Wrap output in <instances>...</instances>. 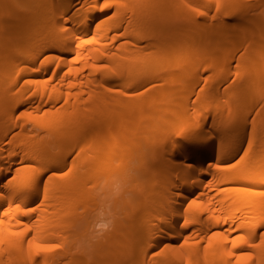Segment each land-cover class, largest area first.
I'll return each instance as SVG.
<instances>
[{"label": "bare ground", "instance_id": "obj_1", "mask_svg": "<svg viewBox=\"0 0 264 264\" xmlns=\"http://www.w3.org/2000/svg\"><path fill=\"white\" fill-rule=\"evenodd\" d=\"M137 263L264 264V0H0V264Z\"/></svg>", "mask_w": 264, "mask_h": 264}, {"label": "rangeland", "instance_id": "obj_2", "mask_svg": "<svg viewBox=\"0 0 264 264\" xmlns=\"http://www.w3.org/2000/svg\"><path fill=\"white\" fill-rule=\"evenodd\" d=\"M225 75L226 74L224 73V74H220V76H219L220 78H225L224 81H223L224 82L223 86L227 85L231 81V77L230 76L225 77ZM227 78H228V80L226 81ZM203 84H204L203 77H192L191 79L186 80L182 86L178 87L177 92L175 93L176 97L173 96V99H174V101L176 100V102L174 103V101L171 100V101H173L174 104L172 105L170 103V105L168 104L167 107L169 108V106H170V108H173L179 114H183V113H185L187 111H192L193 110V108H191L192 105H193L192 102H193L194 99L196 100V96L198 95L197 91H199V89L202 87ZM261 89H262V87L254 88V90H261ZM165 91H167V90H165ZM167 92L169 93V91H167ZM189 92H191V93L189 94ZM251 92H253V91H251ZM187 94H189V97H188ZM260 106H261V104H258L256 106L255 110L258 109ZM166 115H167V113L164 114V116H166ZM169 116H172V115L168 114V117L167 116L166 117L167 118H171ZM256 117L257 116H255V115H250L247 118H243V119L239 118L241 120L240 121V126H241L242 130H245L246 132H248L250 129H252L253 132L257 133V131H259L260 125H259V119L256 118ZM142 122L143 121H141V123ZM142 125H144V126H142ZM149 125H151L150 121L147 120V119H144V123L140 124V126H139V133L138 134L140 135L139 136L140 143H141L140 146L143 145V147L141 146V148H143L142 150L144 151V155H143L142 158H147V160L150 159V161H153V159H154L153 155L154 154L151 155L152 154L151 151H155V152H153L155 154H156V152L158 153L160 150L162 151V149H164L165 143H160L159 139H157L156 136L151 135L148 132L149 131L148 130ZM140 128H143V129H141V132H140ZM143 130H144V132H143ZM144 134H145V136H144ZM140 137H142V138H144L146 140H144V139H142ZM241 142L243 143V145H245L247 143L246 139H243ZM160 144H161V146L164 145L162 147V149H161ZM165 147L166 148H168V147H174L175 148V146L172 143H170V142H167V145ZM153 148H154V150H153ZM237 153L239 155L241 153V149H239V151ZM130 159L132 160V164H130L131 162L128 163V161H130ZM144 160H146V159H144ZM133 162L134 163L138 162V158L137 159L129 158L127 160L126 165L128 164L129 166L125 165V168L122 170L123 173L121 172L122 174L121 173L119 174V180L122 179V178L123 179L124 178L128 179L130 177V174L132 173L131 166L133 165ZM159 169L160 168L156 164L153 163L152 167L150 168V171L148 170L147 173L146 172H140L139 174H141V177L146 181L149 178H151L157 172V170H159ZM142 173H144V174H142ZM141 177H140V179H141L140 182L143 181ZM144 177H146V178H144ZM128 193L131 194V192H127V194H126L127 197L129 196ZM124 197H126V196H124ZM120 198L121 197H119V199ZM126 199H128V198H126ZM128 204L129 203L125 201V198H123L122 201L119 202V210H121L125 205H128ZM137 264H141V263H137Z\"/></svg>", "mask_w": 264, "mask_h": 264}]
</instances>
